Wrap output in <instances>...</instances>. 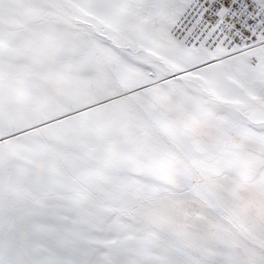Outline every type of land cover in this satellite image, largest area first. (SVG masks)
Instances as JSON below:
<instances>
[{
  "label": "snow or ice",
  "instance_id": "snow-or-ice-1",
  "mask_svg": "<svg viewBox=\"0 0 264 264\" xmlns=\"http://www.w3.org/2000/svg\"><path fill=\"white\" fill-rule=\"evenodd\" d=\"M0 264H264V0H0Z\"/></svg>",
  "mask_w": 264,
  "mask_h": 264
}]
</instances>
